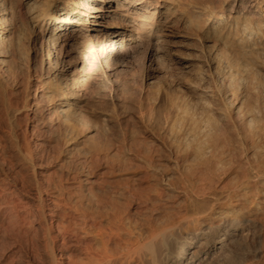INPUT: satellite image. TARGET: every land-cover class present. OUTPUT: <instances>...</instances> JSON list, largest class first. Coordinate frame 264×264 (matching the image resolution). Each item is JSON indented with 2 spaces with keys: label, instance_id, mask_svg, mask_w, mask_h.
<instances>
[{
  "label": "bare ground",
  "instance_id": "obj_1",
  "mask_svg": "<svg viewBox=\"0 0 264 264\" xmlns=\"http://www.w3.org/2000/svg\"><path fill=\"white\" fill-rule=\"evenodd\" d=\"M263 250L264 0H0V264Z\"/></svg>",
  "mask_w": 264,
  "mask_h": 264
},
{
  "label": "rangeland",
  "instance_id": "obj_2",
  "mask_svg": "<svg viewBox=\"0 0 264 264\" xmlns=\"http://www.w3.org/2000/svg\"><path fill=\"white\" fill-rule=\"evenodd\" d=\"M135 78L136 80L138 81L139 84H143V75L141 73L140 70H137L136 74H135ZM94 108H96V110L99 112V113H103L105 109L108 108V102L107 100L104 101L103 105H100V104H94ZM92 121L94 123H96L97 125H101V122H102V118H101V115H94L92 116ZM256 264H264V250H263V254L261 255V257L257 260H255Z\"/></svg>",
  "mask_w": 264,
  "mask_h": 264
}]
</instances>
